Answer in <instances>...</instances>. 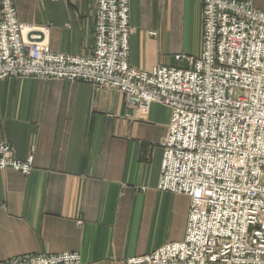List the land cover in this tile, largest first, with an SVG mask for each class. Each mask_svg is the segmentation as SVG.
<instances>
[{"label":"crops","instance_id":"1","mask_svg":"<svg viewBox=\"0 0 264 264\" xmlns=\"http://www.w3.org/2000/svg\"><path fill=\"white\" fill-rule=\"evenodd\" d=\"M19 22L57 54L90 56L95 0H14ZM264 12V1L254 0ZM130 64L188 68L203 51L198 0H130ZM172 110L129 107L86 82H0V142L33 158L29 176L0 170V260L78 253L84 264H123L182 242L190 198L158 189Z\"/></svg>","mask_w":264,"mask_h":264},{"label":"built area","instance_id":"2","mask_svg":"<svg viewBox=\"0 0 264 264\" xmlns=\"http://www.w3.org/2000/svg\"><path fill=\"white\" fill-rule=\"evenodd\" d=\"M95 1L94 52L76 56L28 39L14 0H0V82H86L144 112L153 104L172 110L158 189L190 198L186 235L123 264H264V12L254 0H198L201 57L178 55L188 68L146 72L130 64V0ZM33 168L32 157L19 160L0 142V170L29 176ZM0 264L84 263L63 253Z\"/></svg>","mask_w":264,"mask_h":264},{"label":"rangeland","instance_id":"3","mask_svg":"<svg viewBox=\"0 0 264 264\" xmlns=\"http://www.w3.org/2000/svg\"><path fill=\"white\" fill-rule=\"evenodd\" d=\"M264 1V0H263Z\"/></svg>","mask_w":264,"mask_h":264}]
</instances>
